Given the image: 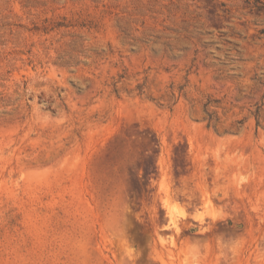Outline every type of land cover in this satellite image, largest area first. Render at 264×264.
I'll return each instance as SVG.
<instances>
[{
	"label": "rangeland",
	"instance_id": "374dc122",
	"mask_svg": "<svg viewBox=\"0 0 264 264\" xmlns=\"http://www.w3.org/2000/svg\"><path fill=\"white\" fill-rule=\"evenodd\" d=\"M0 264H264V0H0Z\"/></svg>",
	"mask_w": 264,
	"mask_h": 264
}]
</instances>
